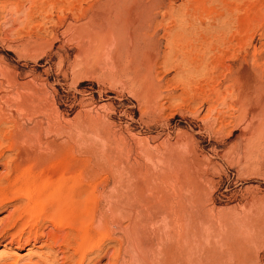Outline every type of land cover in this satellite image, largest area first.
<instances>
[{
    "label": "rangeland",
    "instance_id": "374dc122",
    "mask_svg": "<svg viewBox=\"0 0 264 264\" xmlns=\"http://www.w3.org/2000/svg\"><path fill=\"white\" fill-rule=\"evenodd\" d=\"M9 76L47 111L17 116L35 155L0 225L28 191L93 168L98 213L70 238L75 261L264 264V0H0L7 119ZM43 241L0 239V264L54 261Z\"/></svg>",
    "mask_w": 264,
    "mask_h": 264
},
{
    "label": "bare ground",
    "instance_id": "6f19581e",
    "mask_svg": "<svg viewBox=\"0 0 264 264\" xmlns=\"http://www.w3.org/2000/svg\"><path fill=\"white\" fill-rule=\"evenodd\" d=\"M6 79H8V84L11 85L9 88H15L16 92L14 91V96H7L10 98L11 101L9 102L11 103H8V100L6 103L12 104L10 105L12 113L9 119H7L4 108L0 104V128L11 120L14 130L8 135L0 136V149L5 148L9 151L16 149L17 153L15 161L11 164L3 162V156H0V161L10 174V177L0 183V209L18 200L17 197L10 196V189L15 186L12 175L13 173L16 174L23 164H26V160L30 158L32 160V154L34 153L32 149H29L28 152L23 147L20 148L22 143L29 144V141L33 140V135L32 132H29L30 135L27 134V136L29 135L28 140H23L25 129L17 126V116L31 117L36 112L47 111L46 103L44 104L46 99H43L45 94H43L41 88L39 89L37 85L15 86L18 85L16 80L11 79L10 76ZM43 88L46 87L42 86ZM30 148L32 147L30 146ZM99 171V169L84 167L67 171L68 173L64 174V177L51 184L52 189L47 196L43 194L37 200H34L32 192L28 191L23 196L27 201L23 211L15 209V211L17 210L16 214L10 213L7 222L0 225V239H9L8 245L13 246L14 244L26 245L32 241L35 243L44 238L45 246L52 251H56L54 252L56 257L54 261L35 264H81L84 261V255L81 253L79 259L74 260V256L78 255L81 249L79 247L74 248L70 238L75 233L79 234L86 224H91L95 220L98 213L97 206L92 201L93 193L87 191L88 187L86 185L95 184ZM175 178L177 179V176ZM48 225L51 229L46 233L44 230L48 228L46 227ZM71 250H73L72 254H70Z\"/></svg>",
    "mask_w": 264,
    "mask_h": 264
}]
</instances>
